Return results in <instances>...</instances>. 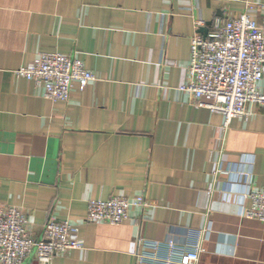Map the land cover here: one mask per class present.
<instances>
[{
    "label": "crops",
    "instance_id": "obj_1",
    "mask_svg": "<svg viewBox=\"0 0 264 264\" xmlns=\"http://www.w3.org/2000/svg\"><path fill=\"white\" fill-rule=\"evenodd\" d=\"M247 4L264 0H0V205L19 207L36 238L50 218L78 228L84 248L51 264H135L137 237L184 246L208 223L198 264H264V222L241 216L247 187H264V106L224 128L179 89L194 32ZM44 52L96 79L44 97L13 72ZM136 194L151 204L131 219L85 220L88 200Z\"/></svg>",
    "mask_w": 264,
    "mask_h": 264
},
{
    "label": "built area",
    "instance_id": "obj_2",
    "mask_svg": "<svg viewBox=\"0 0 264 264\" xmlns=\"http://www.w3.org/2000/svg\"><path fill=\"white\" fill-rule=\"evenodd\" d=\"M248 10L264 11V4H247L236 17L214 19L206 33L194 32L190 38L187 80L179 86L196 106L220 113L224 128L233 118L248 117L249 103L264 106V93L258 86L264 70V18L255 20ZM206 24L201 19L195 21L196 27ZM13 72L41 86L44 97L51 100L65 101L74 82L84 89L96 79L79 58L58 52L41 53ZM214 173L228 174L229 170L220 164ZM244 199L248 203L242 207L241 216L264 222V187H247ZM150 204L144 194L90 199L85 220L120 224L131 219L132 208L143 211ZM27 224L19 207L0 205V264H51L56 255L68 249L84 248L78 228L67 220L48 219L39 238L29 233ZM209 228L210 223L191 230L196 240L184 246L172 238L156 241L139 236L133 251L135 264H198L202 251L199 239L207 236Z\"/></svg>",
    "mask_w": 264,
    "mask_h": 264
},
{
    "label": "water",
    "instance_id": "obj_3",
    "mask_svg": "<svg viewBox=\"0 0 264 264\" xmlns=\"http://www.w3.org/2000/svg\"><path fill=\"white\" fill-rule=\"evenodd\" d=\"M207 29L204 30V33H206Z\"/></svg>",
    "mask_w": 264,
    "mask_h": 264
}]
</instances>
